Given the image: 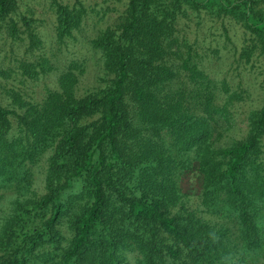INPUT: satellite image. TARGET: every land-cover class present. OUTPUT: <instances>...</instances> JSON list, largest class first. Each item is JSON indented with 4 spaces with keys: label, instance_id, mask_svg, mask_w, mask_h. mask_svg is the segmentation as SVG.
<instances>
[{
    "label": "trees",
    "instance_id": "16d2710c",
    "mask_svg": "<svg viewBox=\"0 0 264 264\" xmlns=\"http://www.w3.org/2000/svg\"><path fill=\"white\" fill-rule=\"evenodd\" d=\"M28 1L0 0V43L7 35L26 54L43 48ZM126 1L119 22L91 41L113 76L106 88L79 97L83 70L73 64L43 101L13 94L16 108L0 103L1 183L29 191L32 167L53 153L45 193L18 200L3 227L0 264H36L40 250L59 248L61 224L79 205L57 264H126L129 252L140 264H234L240 245L213 221L226 217L242 247L264 249V94L243 138L223 144L222 123L244 98L210 72L211 57L220 60L229 45L239 63L264 61V0ZM49 7L61 44L89 14L82 0ZM205 19L218 34L191 43L185 26ZM231 23L242 30L238 42ZM21 68L32 79L51 69L45 58ZM190 174L199 178L201 210L181 187Z\"/></svg>",
    "mask_w": 264,
    "mask_h": 264
},
{
    "label": "rangeland",
    "instance_id": "374dc122",
    "mask_svg": "<svg viewBox=\"0 0 264 264\" xmlns=\"http://www.w3.org/2000/svg\"><path fill=\"white\" fill-rule=\"evenodd\" d=\"M60 1L65 4H73L75 2V0ZM82 2L88 8V17H86L80 30L72 38L67 39L64 44H61L56 39V19L50 10L49 0L27 2L29 6L35 8V17L41 20L38 33L42 39L43 48L42 50L26 54V46L22 43H13L7 35H4L0 43V103L2 105L8 106L9 109L16 108L13 105L14 99L11 97L13 94L26 102L39 103L43 101L49 90L59 89L61 75L68 71L73 64H78L83 70V74L79 75V83L76 87V93L79 97L98 92L110 84L113 76L105 71L102 54L92 48L91 41L104 29L119 22L118 19L123 14L127 1L82 0ZM186 22L189 21L186 20ZM231 28V33L234 35L233 39L238 42L242 30L234 23H231ZM210 30L218 34L216 25L205 19L198 27L195 24L185 26L184 33L191 39V43L197 38L201 41L204 36H208L210 42ZM216 36L219 37L218 35ZM234 52L235 50L232 49L231 45L227 49L220 47V60L215 61L216 57L213 56L210 59L212 60L210 64L211 76L216 80H227L231 90L242 92L244 98L242 103L233 108V118L230 124L222 123L220 128V132L223 134V144L226 143L227 145L233 139L240 140L243 138L247 128L246 116L250 110L260 104L264 94V61L260 60L253 65L246 66L237 61ZM41 58H45L49 62L51 69L48 73L41 75L38 79H32L28 75H24V71L21 68L23 64H36ZM76 73L79 74L80 71ZM52 154V152L47 153L32 167L34 180L33 186L29 191H18L16 186L9 183H1L0 180V235L5 224L15 214L14 204L18 200L27 201L45 193L48 161ZM181 187L184 194L189 195L188 206L201 210L200 202L195 197L200 190L199 178L196 175H187L182 178ZM80 189L81 183H78L75 192L80 191ZM81 206L77 207L73 215L80 211ZM73 215L71 214L61 224L60 228L64 241L59 245V248L53 245L46 248V250H40L37 253L36 264H57L60 262L58 254L61 251L59 249L66 248L73 236L69 224ZM229 219L226 217L225 219H215L213 221L217 224V229L228 228L236 244L238 243L241 246L237 244L239 256L234 264H264V249L250 251L242 247L240 241L236 240L240 237L239 228ZM50 251L53 252V257L46 255ZM3 254L4 251L0 249V257ZM126 258L128 260L126 264L141 263V257L138 252L127 253Z\"/></svg>",
    "mask_w": 264,
    "mask_h": 264
}]
</instances>
